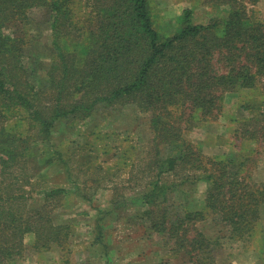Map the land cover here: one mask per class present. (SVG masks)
<instances>
[{"label":"trees","instance_id":"trees-1","mask_svg":"<svg viewBox=\"0 0 264 264\" xmlns=\"http://www.w3.org/2000/svg\"><path fill=\"white\" fill-rule=\"evenodd\" d=\"M210 1L219 16L197 23L193 9L184 8L165 36L148 0H0V264L22 256L27 235L40 250L62 249L68 242L69 227L56 224L52 213L65 204L70 188L36 183L28 165L32 148L45 147L48 165L61 164L74 185V154L54 142L56 125L129 107L150 116V138L141 154L113 168L88 159L80 169L98 184L113 183L115 173L127 167L123 192L113 187V209L138 197L148 239L159 238L167 254L181 256L184 264H218L227 241L253 237L264 207V182L252 175L259 148L249 146L264 144V21L253 10L259 0ZM40 12L48 21L53 56L39 84L25 53V34H13L10 26L25 27ZM229 96L247 114L230 118L232 146L243 144L252 154L239 149L207 156L182 131L219 119ZM198 182L209 183L203 210L171 200ZM139 189V196H129ZM208 217L219 231L212 236L199 227ZM104 234L96 225L94 239L106 249Z\"/></svg>","mask_w":264,"mask_h":264},{"label":"rangeland","instance_id":"rangeland-1","mask_svg":"<svg viewBox=\"0 0 264 264\" xmlns=\"http://www.w3.org/2000/svg\"><path fill=\"white\" fill-rule=\"evenodd\" d=\"M148 1L155 26L165 36L173 33L175 26L173 19L184 8L193 9V18L197 23H206L212 17L221 14L216 9L215 2L210 0ZM253 10L256 17L264 21V0H259ZM35 17L25 27L17 22L10 26V31L18 36L25 34L27 41L25 53L32 59L35 68L34 78L40 84L44 81L53 52L45 14L40 12ZM247 100L248 98H241V102H248ZM237 103V98L226 97L223 113L219 119L211 123L195 122L182 131L183 137L211 157L233 155L238 153L239 149L243 154H252L244 150L243 144L232 146L235 140L233 137L235 124L230 123V118L234 114L237 117L233 118L247 116L244 111L238 110ZM149 118L148 114H142L129 107L111 110L104 115L96 113L80 122L64 120L56 125L52 134L54 142L61 150L67 152L72 150L74 154L71 158L74 167L72 172L73 177L78 178L74 185L67 180L65 168L61 164L48 165L45 161L47 155L45 147L37 144L32 148V157L28 165L36 183L70 188L65 204L52 213L56 224H65L69 227L68 242L62 249L53 245L51 249L40 250L33 246L34 237L27 235L24 239L25 249L22 256L10 264H63L64 262L65 264H184L185 260L181 256L167 254L159 238L148 239L143 227L145 223L139 219L145 206L138 197L129 198L125 206L113 209L111 204L113 187L118 186V191L123 192L124 188L120 182L127 167L115 173L113 183L105 180H99L98 184L92 183L91 179L94 177L91 178L80 171L87 162L85 160L88 159L95 160L97 164L103 165V168L107 165L113 168L115 165L118 167L122 165L125 157L129 159L138 157L150 138ZM94 134L97 140L92 143L90 140ZM75 141L84 143L88 149L76 148ZM91 143L92 145L89 146ZM246 146L255 150L259 148V152L254 156L255 167L252 175L255 181L264 182V144L251 143ZM208 188L207 182L187 185L182 187L181 192L171 200L179 204L191 205L189 209L203 210ZM74 189L86 195L87 199L78 196ZM137 191L129 196H135L136 193L139 196L141 189ZM41 199V195L36 196L34 205L37 206ZM262 211V222L253 237L246 243L227 241L218 253V264H264V207ZM98 224L104 228L103 241L107 246L106 249L100 248L94 239ZM199 227L209 236L219 232L218 227L212 224L209 217L205 222L200 223ZM106 257L110 261H107Z\"/></svg>","mask_w":264,"mask_h":264}]
</instances>
